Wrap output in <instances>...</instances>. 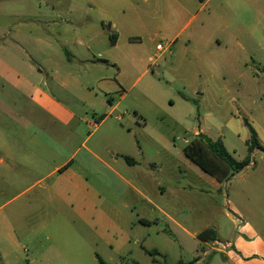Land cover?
Masks as SVG:
<instances>
[{"label":"rangeland","instance_id":"obj_1","mask_svg":"<svg viewBox=\"0 0 264 264\" xmlns=\"http://www.w3.org/2000/svg\"><path fill=\"white\" fill-rule=\"evenodd\" d=\"M16 8L30 12L35 35L92 34L108 21L122 64L109 72L115 90L104 98L79 101L57 88L76 112L69 125L36 110L0 67V264L194 263L168 221L108 164L128 178L126 169L143 171L138 190L193 214L178 216L187 222L223 223L245 194L264 211V0H26ZM158 44L171 51L157 59ZM246 122L262 149L215 192L185 148L203 133L243 161ZM178 183L185 189L172 197Z\"/></svg>","mask_w":264,"mask_h":264},{"label":"crops","instance_id":"obj_2","mask_svg":"<svg viewBox=\"0 0 264 264\" xmlns=\"http://www.w3.org/2000/svg\"><path fill=\"white\" fill-rule=\"evenodd\" d=\"M209 1L200 0L204 5ZM23 3H26V0H0V67L9 70L8 76L13 79L10 83L17 91L22 92L26 100L36 106V110L62 124L69 125L76 117V112L74 107H69L58 98L57 88L61 89L63 94H69L84 102L99 97L104 98V95L114 92L113 80L109 72L114 66L122 64L120 63L122 56L115 51L119 47L120 36L112 31L111 23L105 20H101L102 27L92 34L35 35L32 31L37 27L31 23L35 20H30V12L16 10V7ZM182 6L185 8L184 4ZM192 21L189 20L188 27ZM112 34L117 36L114 45L110 39ZM217 42L220 45V40L217 39ZM170 47V44H158L156 58L162 57L167 51L170 53ZM153 62L154 58L150 57L149 66ZM141 65L144 67L145 63L141 62ZM148 72L147 66L145 73ZM116 80L117 90L120 91L123 82L118 78ZM117 106L114 105L111 112L115 111ZM105 120L107 117L100 124ZM115 120L121 121V117L118 116ZM258 153L259 149L254 150L253 156ZM112 160L118 164L117 158ZM251 164L247 167L252 166ZM108 167L140 197L141 201H146L153 207L152 212L156 220L164 218L168 221L171 237L182 249L195 255V262L190 264H264V211L254 208L252 199L250 196L247 197V194L243 205L237 203L235 214L222 212L225 218L223 223L215 220L210 222L203 218L200 220L194 218L187 222L178 216L185 213L193 218V214L176 207L164 208L138 190L135 184L138 183V178L143 179V171L139 174L126 169L125 172L131 175L128 178L121 175L112 165L108 164ZM129 167L134 168L136 165L130 162ZM189 167H192V164ZM181 177L178 174L170 180L175 178L179 181ZM199 178L215 192H220L226 184L202 169ZM185 185L191 186V183L187 182ZM184 189L181 183L173 184L169 193L175 197L176 193H181ZM201 190L209 192V189ZM205 208L209 209V205L206 204ZM142 221L143 225L152 222L146 218H142ZM206 230H211L208 236L212 237V240L230 243V249L203 256L206 244L211 240H202L199 235ZM177 264L185 263L178 261Z\"/></svg>","mask_w":264,"mask_h":264},{"label":"trees","instance_id":"obj_3","mask_svg":"<svg viewBox=\"0 0 264 264\" xmlns=\"http://www.w3.org/2000/svg\"><path fill=\"white\" fill-rule=\"evenodd\" d=\"M112 44L116 43L117 36L110 35ZM252 131V138L246 142L248 146L249 155L243 161H237L226 150L221 139L213 141L207 138L203 134H199L196 138L185 148V155L197 164L202 170L211 176L216 177L219 181H226L232 175L242 171L251 163V154L254 150H261L256 133L252 126L246 122ZM130 161V158H126ZM211 230H206L199 235L202 240H212V237L208 236ZM151 256H158L160 252L157 250L146 251ZM99 264H107L102 259L99 260ZM130 264H140L138 262H132Z\"/></svg>","mask_w":264,"mask_h":264},{"label":"built area","instance_id":"obj_4","mask_svg":"<svg viewBox=\"0 0 264 264\" xmlns=\"http://www.w3.org/2000/svg\"><path fill=\"white\" fill-rule=\"evenodd\" d=\"M231 244L218 240H211L206 244V249L203 251V256H208L213 252H223L230 249Z\"/></svg>","mask_w":264,"mask_h":264}]
</instances>
